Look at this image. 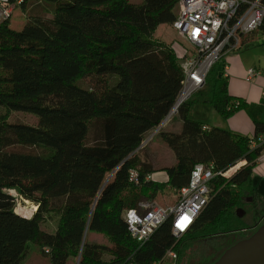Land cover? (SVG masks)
Segmentation results:
<instances>
[{
	"label": "trees",
	"instance_id": "obj_1",
	"mask_svg": "<svg viewBox=\"0 0 264 264\" xmlns=\"http://www.w3.org/2000/svg\"><path fill=\"white\" fill-rule=\"evenodd\" d=\"M24 2L21 28H12L10 18L0 22V107L33 113L37 124L0 113V264L16 262L27 243L48 264H70L87 207L106 174L157 126L181 90L183 73L173 50L152 39L157 25L176 14L178 0ZM198 102L222 118L245 110L253 134L203 128L191 116ZM185 103L180 130L157 134L175 157L162 168L167 180L150 178L155 169L143 150L123 163L100 191L86 230L108 241L85 239L78 264H153L168 249L177 251L179 264H189L196 243L250 227L236 210L247 193L257 200L251 175L264 143L251 141L264 135V100L248 103L231 95L223 71L213 64ZM197 163H211L214 175L210 197L189 229L176 237L167 218L142 244L128 236L123 211L165 187L180 189ZM130 169L137 173L134 182ZM17 198L36 209L18 214ZM50 222L54 226L46 228Z\"/></svg>",
	"mask_w": 264,
	"mask_h": 264
},
{
	"label": "built area",
	"instance_id": "obj_2",
	"mask_svg": "<svg viewBox=\"0 0 264 264\" xmlns=\"http://www.w3.org/2000/svg\"><path fill=\"white\" fill-rule=\"evenodd\" d=\"M24 1L0 0V22L10 18L15 8ZM263 16L264 0H178L176 14L158 24L160 30L155 38L173 50L183 73L182 87L169 112L128 153L129 158L135 156L160 128L178 114L185 100L204 83L210 67L219 57L248 42L250 33L260 32L259 38L264 37V31H260ZM170 30L176 33L178 39L169 33ZM246 73L250 78L257 72L249 68ZM262 95L264 97V92ZM257 141L264 143V135L251 141V145ZM243 163V160L234 163L223 174L229 175ZM213 175L211 163H197L190 171L188 183L180 189L172 188L178 195L173 204L164 205L153 199H142L136 208L126 209L123 211L125 233L142 244L160 224L170 218L172 232L179 237L189 229L207 203L211 192L209 182ZM129 179L133 182L137 180L135 169L129 170ZM10 191L15 193L14 190ZM35 209L33 205V211ZM177 263V251L168 249L153 264Z\"/></svg>",
	"mask_w": 264,
	"mask_h": 264
},
{
	"label": "crops",
	"instance_id": "obj_3",
	"mask_svg": "<svg viewBox=\"0 0 264 264\" xmlns=\"http://www.w3.org/2000/svg\"><path fill=\"white\" fill-rule=\"evenodd\" d=\"M259 33L260 32L250 33L248 42L243 43L240 48L236 50L224 53L222 55V66L220 67L227 80L228 92L236 97H241L248 103L259 102L262 99L264 100L262 95L264 92V37L259 38ZM155 34L154 31L152 39L157 41ZM249 68H254L257 73L252 77L247 78L246 71ZM186 106L187 105L184 102L182 109L178 114H175L173 119L160 129L179 131L181 128L180 115ZM196 106L191 110V116L201 120L196 116ZM213 124L235 133L245 135L253 134L252 121L243 109L235 111L226 118H222L219 115L218 117L213 115ZM206 126L210 125L205 123L203 127L206 128ZM157 134H155L141 150L147 154L153 168L155 169V171L150 174V178L158 182H165L167 180V174L162 168L171 165L174 162L175 157L173 152L169 151L171 149L167 147ZM251 179L252 185L255 188L254 192L257 196V201H260L264 198V154L259 156L256 161L252 170ZM157 197L158 194L153 200L157 201ZM164 205L170 204L167 203Z\"/></svg>",
	"mask_w": 264,
	"mask_h": 264
},
{
	"label": "rangeland",
	"instance_id": "obj_4",
	"mask_svg": "<svg viewBox=\"0 0 264 264\" xmlns=\"http://www.w3.org/2000/svg\"><path fill=\"white\" fill-rule=\"evenodd\" d=\"M26 6L27 5L24 2L21 5H18L13 11L9 19V24L12 28L19 29L26 22ZM159 30L160 27L157 26L155 33L157 34ZM169 33L173 34L174 38L175 37L177 38V35L173 30H170ZM222 62H223V56L219 57L217 62L214 63V65H218L219 67H221ZM196 105H195L196 116L199 119H201L203 122L207 123L208 125H214L213 115H216L218 117L219 114L216 111H214V109L211 106H209V104L207 103L198 102ZM4 112H6L9 120L11 121L17 120L30 125L37 124V116L33 113L23 112V111L7 112L5 111L4 108L0 107V113H4ZM109 173L110 172L106 174L105 178L109 175ZM8 192L17 196V194L13 193L10 190ZM252 195L251 194L249 195L247 193L246 196L252 197ZM177 196H178L177 193L173 191L172 188L165 187L158 193V197L156 198V200L160 204H167V203L173 204ZM94 198L95 196L93 197V200ZM90 207H87V211H90ZM19 208L22 210L24 209L25 212L18 211ZM237 208H240L243 211H245L244 214L241 216V218L247 226H253L260 221H264V198L260 201L254 200L253 203H250L249 201L245 200V204L239 205ZM15 211L23 214L24 216H28L33 211V204H31L28 201H25L24 199L17 198V205ZM45 226L46 228H49V227H53L54 224L50 222V224L49 223L45 224ZM252 231L254 230L251 227H248L247 230L245 231L236 230L234 232H229L224 235H217L214 237H210L206 240L196 243L195 246L197 247H195L193 252H191L192 257L189 260L190 262L189 264H194L195 262L197 263L202 262L203 264H205L206 262L211 261L213 258H217L228 246H230L231 244L235 243L236 241L242 238H245L249 233H252ZM85 239L88 241L95 239L99 241H108L106 236L100 233H96L94 231L93 232L90 231L88 234H85L84 241ZM78 253L79 250L73 257L72 262L70 264H76L78 259ZM105 257H107V255H105ZM13 264H48V259L39 253L37 246H35L33 243H27L24 252Z\"/></svg>",
	"mask_w": 264,
	"mask_h": 264
},
{
	"label": "water",
	"instance_id": "obj_5",
	"mask_svg": "<svg viewBox=\"0 0 264 264\" xmlns=\"http://www.w3.org/2000/svg\"><path fill=\"white\" fill-rule=\"evenodd\" d=\"M130 155H127L121 160L119 164L114 167L109 175L104 179L97 193L94 195L95 198L91 203L90 211L87 215L86 225L83 231V236L81 239L80 249L78 253L77 263L80 259V252L83 246L86 230L88 228V221L91 214V210L95 203L97 202L98 196L104 185L108 182L112 174L119 169V167L125 163ZM246 200H250V197H247ZM237 216L241 217L244 214V211L240 208L236 210ZM210 264H264V221L260 224L245 238H242L235 243L228 246L214 261Z\"/></svg>",
	"mask_w": 264,
	"mask_h": 264
},
{
	"label": "flooded vegetation",
	"instance_id": "obj_6",
	"mask_svg": "<svg viewBox=\"0 0 264 264\" xmlns=\"http://www.w3.org/2000/svg\"><path fill=\"white\" fill-rule=\"evenodd\" d=\"M247 201H249L250 203H252L253 202V199H252V197H250V200H247ZM245 212V211H244ZM260 222H262V221H260ZM260 222H258L257 224H255V225H253V226H250L253 230L260 224Z\"/></svg>",
	"mask_w": 264,
	"mask_h": 264
},
{
	"label": "bare ground",
	"instance_id": "obj_7",
	"mask_svg": "<svg viewBox=\"0 0 264 264\" xmlns=\"http://www.w3.org/2000/svg\"><path fill=\"white\" fill-rule=\"evenodd\" d=\"M25 201H27V200H25ZM90 206H91V204H90L88 207H90ZM18 211H20V212H25L24 209L22 210V209H20V208H19ZM17 213H18V214H21V213H19V212H17ZM88 213H89V211H88ZM21 215H23V214H21ZM76 263H77V262H76Z\"/></svg>",
	"mask_w": 264,
	"mask_h": 264
}]
</instances>
